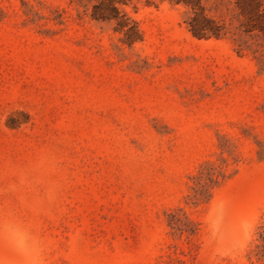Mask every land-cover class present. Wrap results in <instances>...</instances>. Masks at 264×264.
<instances>
[{"label": "rangeland", "instance_id": "obj_1", "mask_svg": "<svg viewBox=\"0 0 264 264\" xmlns=\"http://www.w3.org/2000/svg\"><path fill=\"white\" fill-rule=\"evenodd\" d=\"M97 1L0 0V168L56 158L51 264H264V0H129L130 42Z\"/></svg>", "mask_w": 264, "mask_h": 264}, {"label": "clouds", "instance_id": "obj_2", "mask_svg": "<svg viewBox=\"0 0 264 264\" xmlns=\"http://www.w3.org/2000/svg\"><path fill=\"white\" fill-rule=\"evenodd\" d=\"M56 176L48 152L0 168V264H51L53 245L41 221L59 198Z\"/></svg>", "mask_w": 264, "mask_h": 264}, {"label": "trees", "instance_id": "obj_3", "mask_svg": "<svg viewBox=\"0 0 264 264\" xmlns=\"http://www.w3.org/2000/svg\"><path fill=\"white\" fill-rule=\"evenodd\" d=\"M129 0H99L92 5L90 16L95 20H109L112 19L116 23V29L123 31L126 39L130 42L140 37V33L137 29L136 23L129 19L126 14L121 13L118 9V4H124ZM174 2H182L190 5L195 11L201 12V5L199 0H171ZM195 19V18H194ZM206 24L203 26L195 25L191 21L189 22V30L196 37H206L210 34H214L210 27L212 21L203 16ZM211 32V33H210Z\"/></svg>", "mask_w": 264, "mask_h": 264}]
</instances>
